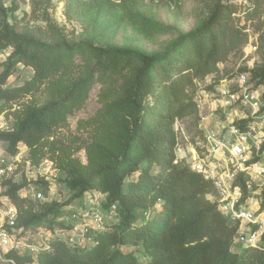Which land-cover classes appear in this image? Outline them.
Instances as JSON below:
<instances>
[{
	"label": "trees",
	"instance_id": "16d2710c",
	"mask_svg": "<svg viewBox=\"0 0 264 264\" xmlns=\"http://www.w3.org/2000/svg\"><path fill=\"white\" fill-rule=\"evenodd\" d=\"M147 1L181 0H66L65 12L68 19L83 22L119 8L123 19L146 35H168L162 51L70 35L50 17L51 0H31L30 15L20 18L16 0L9 6L0 0V116L8 122L0 128V142L5 152L16 156L23 145L31 165L52 162L72 199L98 192L106 195L105 210L116 206V219L94 232L91 243L70 245L57 238L36 257L8 252L5 256L17 264H264V223L256 245L233 249L243 222L225 215L214 183L178 157L175 128L186 119L199 126V84L213 75L205 90H215L229 73L220 65L249 42L251 24L236 22L233 3L202 0L205 16L198 26L181 32L145 15L141 8ZM259 10L258 2L248 13L253 17ZM32 19H42L44 25L31 24ZM20 64L31 67L32 75L8 85ZM243 72L263 85L264 112V61L240 66L230 78ZM97 84L100 107L77 122L75 134L63 132ZM83 150L86 162L77 155ZM249 179L241 173L235 182L241 188L240 203L250 197ZM30 182L45 194L50 189L44 174L34 180L25 174L4 176L1 182L18 208L17 227L24 230L57 222L62 208L23 196ZM259 212H264V189ZM259 228L253 224V230Z\"/></svg>",
	"mask_w": 264,
	"mask_h": 264
},
{
	"label": "rangeland",
	"instance_id": "374dc122",
	"mask_svg": "<svg viewBox=\"0 0 264 264\" xmlns=\"http://www.w3.org/2000/svg\"><path fill=\"white\" fill-rule=\"evenodd\" d=\"M6 5H11L14 0H3ZM19 9L16 15L20 18L24 14L30 15L32 7L31 0H16ZM225 3H233L237 7V12L234 14L236 22L244 24L247 22L251 24V28H247L249 33V42L243 46L240 52L233 54L229 57L226 64L220 65L222 69L229 71L225 75L224 79H221L217 87L224 84H230L236 82V78L231 79V75L240 66L248 65L252 67L254 64H261L264 61V16L261 13V9H264V0H221ZM259 2L260 13L249 14V10H254L255 5ZM52 6L49 10V15L52 17L68 34L83 37L85 35H93L95 39L100 43L116 44V45H132L142 47L148 51L157 50L162 51L166 42L170 39L168 35H146L143 30L135 24H130L123 19L121 10L117 8L115 13L108 16H88L83 22L75 19H68L66 16V0H51ZM141 11L150 17L151 19L165 24L172 25L181 32H187L199 25L203 16H205L206 8L202 0H181L178 3L164 4L158 2L147 1L142 5ZM262 14V15H261ZM29 17H26L25 21H28ZM31 24L44 25L42 19H32ZM258 29V30H257ZM263 35V38L262 35ZM261 35V36H260ZM3 59V55H0V60ZM33 73L31 67L20 64L18 70L9 78L8 85H14L22 83L25 79L30 77ZM214 81V76H208L204 81L199 84L198 101L200 103L199 115L201 114L205 120H199V126H195L190 119H186L175 124L176 130H178L179 147L177 155H183L187 162L193 166L192 161L194 156L200 155L203 140L205 138V130L212 129L215 131L222 130V126L227 123L225 113L217 112L214 109L215 102L211 95V91L205 90L206 85ZM238 81V80H237ZM100 85L94 86L90 92V96L85 104V107L79 111H76L69 117V125L62 129L63 132L68 130L70 133H76L77 122L81 119H88L92 116L100 107L98 100V93ZM257 90L262 91L263 85H255ZM201 110V112H200ZM251 112L249 108L246 110ZM236 116V111L234 112ZM261 121V119H256ZM8 122L3 116H0V128H6ZM4 143L0 142V167L5 164L12 163L15 157L18 155L21 159L26 160L28 155V149L21 145L19 153L16 156L9 155L4 150ZM263 146L261 143L260 148ZM258 151V152H257ZM82 161L86 162V153L81 151L77 154ZM254 160H259L264 167V153L260 150L253 152ZM179 157V156H178ZM180 158V157H179ZM181 159V158H180ZM30 180H34L35 176L46 174L50 180V189L46 195L47 200L50 202H57L62 204L61 212L57 215V222L49 223L44 222L41 225L31 226L27 229L30 234L28 242H42L44 237H39V228L42 230L54 229L56 227L74 225L81 221V210L90 207L92 201L99 202L98 209L105 213L104 202L106 199L105 194L98 192L86 193L81 199H72V193L68 187L59 181V174L54 169L52 163L45 160L38 167H28ZM250 197L242 203L245 208L256 214L258 220L264 222V212H259L260 206V193L264 189V172L260 173L259 170L254 172L252 178ZM41 190V187H37L35 183L30 182L21 194L37 201H43L36 194ZM211 199L216 197L210 196ZM219 203V198H216ZM93 202V203H95ZM53 217V216H52ZM62 221V224L58 222ZM112 220H110L111 222ZM251 227L246 220H243L241 231L234 243L233 249L242 251L245 247L243 241L239 238L246 233H250ZM259 240L257 241V243ZM131 247H125V251H130ZM138 258L145 262L147 260L140 252H136ZM0 264H4L0 261ZM34 264V263H26Z\"/></svg>",
	"mask_w": 264,
	"mask_h": 264
},
{
	"label": "built area",
	"instance_id": "2783aa9c",
	"mask_svg": "<svg viewBox=\"0 0 264 264\" xmlns=\"http://www.w3.org/2000/svg\"><path fill=\"white\" fill-rule=\"evenodd\" d=\"M236 82L224 84L215 88L209 95L215 98L214 109L225 113L227 123L222 130H205L201 154L193 157V168L201 171L207 179H210L217 187L219 205L221 211L232 220H246L249 227L259 224L258 230H251L239 238L244 245L251 243L256 245L260 240L263 223L258 220L256 214L249 211L240 203L241 188L235 182L241 173L250 176L247 185L250 188L254 172H264L260 159L254 160L253 152L262 150L264 142V112H261L262 91L255 88V83L247 72L238 74ZM200 107V103H199ZM251 112H247V109ZM236 111V116L234 112ZM201 119L205 120L202 115ZM256 119H261L257 121ZM258 152V151H257ZM52 163V162H51ZM28 167L31 165L28 159H21L18 155L14 161L0 167V261L17 264L13 258H7L8 252L14 251L21 255L36 257L40 252L50 250L54 239H61L70 245H86L93 241V233L105 228L110 220L116 219L113 205L102 213L98 209V203L92 201V205L81 210L82 219L71 227H56L42 230L39 228V237H44L42 242H28L30 234L27 230L17 227L18 208L11 198L5 193L1 182L4 176L15 178L23 174L30 180ZM46 175V174H45ZM38 175L34 179H37ZM48 179V177L46 176ZM40 199H47L42 190L36 194ZM95 202V203H93Z\"/></svg>",
	"mask_w": 264,
	"mask_h": 264
},
{
	"label": "crops",
	"instance_id": "0c3cea01",
	"mask_svg": "<svg viewBox=\"0 0 264 264\" xmlns=\"http://www.w3.org/2000/svg\"><path fill=\"white\" fill-rule=\"evenodd\" d=\"M200 112H201V110H200ZM201 115V114H200ZM180 158H184L183 157V155H178ZM250 226V225H249ZM244 246H246V245H244ZM240 252V251H239Z\"/></svg>",
	"mask_w": 264,
	"mask_h": 264
},
{
	"label": "water",
	"instance_id": "95a60500",
	"mask_svg": "<svg viewBox=\"0 0 264 264\" xmlns=\"http://www.w3.org/2000/svg\"><path fill=\"white\" fill-rule=\"evenodd\" d=\"M250 245H252L251 243H248L246 246H250Z\"/></svg>",
	"mask_w": 264,
	"mask_h": 264
}]
</instances>
